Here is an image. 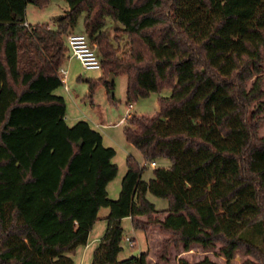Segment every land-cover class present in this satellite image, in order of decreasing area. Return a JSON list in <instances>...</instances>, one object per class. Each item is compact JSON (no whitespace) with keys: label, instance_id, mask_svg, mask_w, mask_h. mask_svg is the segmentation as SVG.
I'll return each instance as SVG.
<instances>
[{"label":"trees","instance_id":"obj_1","mask_svg":"<svg viewBox=\"0 0 264 264\" xmlns=\"http://www.w3.org/2000/svg\"><path fill=\"white\" fill-rule=\"evenodd\" d=\"M47 2L0 0V264H75L67 253L86 245L101 207L106 229L90 264H147L146 252L117 259L125 217L186 250L219 241L226 260L240 248L264 251V135L255 119L264 91L259 75L246 84L261 72L264 0H66L55 28L26 24L27 3ZM82 13L101 54L91 89L103 84L113 100L112 74L126 76L127 103L171 90L158 97L156 116L130 113L123 127L146 161L170 165L144 180L127 155L116 199L106 190L116 150L87 121L68 125L66 101L54 93L65 36ZM107 16L123 26L122 56L102 30ZM148 193L168 207L157 210Z\"/></svg>","mask_w":264,"mask_h":264},{"label":"rangeland","instance_id":"obj_2","mask_svg":"<svg viewBox=\"0 0 264 264\" xmlns=\"http://www.w3.org/2000/svg\"><path fill=\"white\" fill-rule=\"evenodd\" d=\"M67 10L68 4L66 0H48L42 7L27 3L25 18L29 25L44 23L55 28L54 20L58 16L63 15ZM84 16L85 13L80 15L73 29L74 32L85 33L83 27ZM122 27L120 22L107 16L102 28L110 38L111 43L119 47L118 56H122L128 50L126 36L120 31ZM96 51H98L99 54L97 53V55L100 58L101 54L97 46ZM63 68H68L67 61L64 63ZM69 69H71L72 75L67 79V90L61 85L57 92L67 101L70 110L68 111V115L75 113V111H81L86 117H91L94 121L100 122L101 125H107L98 126L97 129L103 137V142L116 150V160L120 161L118 165L120 167L119 171L121 170V172L117 171L116 176L106 186L108 198L116 199L120 191V181L124 173L122 171L125 168L124 158H121L122 155L127 153L137 159L143 167L141 178L144 180H148L153 176L152 169L154 167L150 165L149 161L143 158V155L136 147L125 140L123 134L125 119L120 124H114L130 113L142 114L149 117L156 116L159 112L158 97L168 96L171 90L163 89L160 92H152L146 97H140L133 102L127 103V78L125 75H117L113 78L112 93L114 99L111 100L103 84H98L94 89H91L90 83L88 82L89 79L100 78L103 74L101 69L86 70L75 59L70 61ZM257 75L260 76V88L264 91V48L261 50V72L250 78L246 82L247 86L250 85L251 81ZM257 100L263 104L264 94ZM261 107L262 110L255 115L259 136L264 135V105H261ZM155 163V167H167L170 165L167 158H158L155 160ZM147 197L154 203L157 210H164L169 205L166 198L156 197L151 193H148ZM106 211H108L107 207H101L99 215H103V212ZM122 227L124 230L123 240L121 242L122 249L118 253V260L130 256H137L140 252H146L147 264H177L180 261L195 263L204 258L217 264H264V251L259 252L255 250L250 252L245 248H240L234 252L230 260H226L221 252V243L219 241L205 248L200 244L192 243L186 250L183 248L182 243L173 241L170 233L160 230L157 226H150L148 231L141 232L137 229L133 230L129 220H124ZM125 237H129L133 241L132 246L129 245Z\"/></svg>","mask_w":264,"mask_h":264},{"label":"crops","instance_id":"obj_3","mask_svg":"<svg viewBox=\"0 0 264 264\" xmlns=\"http://www.w3.org/2000/svg\"><path fill=\"white\" fill-rule=\"evenodd\" d=\"M26 24H28V22L26 21ZM72 59H68L66 58L62 65L60 67H63L64 63L67 61V78H66V81L67 79L69 78L70 75H72L71 73V69H69V63ZM77 61V60H76ZM58 89H56L54 91V93L58 94V95H61L60 93L57 92ZM130 106V105H129ZM68 111L69 108H68V104H67V101H66V113H65V121L68 125H73L75 122H77L78 120H85L88 122V124L90 125L91 128L99 131L97 129L98 126H107L106 124H103L101 125L100 122H96L94 121L93 119H91V117H86V115H84L83 113L80 112H76L75 113H72V114H69L68 115ZM126 116V115H125ZM125 117L121 118L119 121H117L114 125L116 124H120L124 121ZM102 143L104 146H109L108 144L104 143L103 142V137H102ZM117 154V152H116ZM128 154L125 153L124 155H122L121 158H124V164H125V158ZM112 162L115 163L118 167V171L120 169L119 167V160L117 161L116 160V155L112 158ZM155 167V166H153ZM125 170H126V164H125V168H123V171L125 173ZM121 172V170L119 171ZM123 173V174H124ZM108 185V184H107ZM115 188V187H114ZM106 190H107V187H106ZM108 194V192H107ZM100 211V209H99ZM99 211H98V217H99V220L96 221L90 231H89V234H88V239H87V243L86 245L84 246H79L77 248L74 249V251L70 252V253H67V255H69L75 264H90L91 261H92V257H93V251L94 249L96 248V246L98 245L105 229H106V221L104 220V217L108 214V211L106 212H103V215H99ZM124 220H129L130 222V217H125L122 219V223ZM131 224V222H130ZM135 230V229H133ZM142 232V231H141Z\"/></svg>","mask_w":264,"mask_h":264},{"label":"built area","instance_id":"obj_4","mask_svg":"<svg viewBox=\"0 0 264 264\" xmlns=\"http://www.w3.org/2000/svg\"><path fill=\"white\" fill-rule=\"evenodd\" d=\"M65 44L67 47V58L77 60L86 70L101 69V56L98 57L96 46L93 44L86 33L70 32L65 36ZM99 54V53H98ZM58 76L62 82V86L67 90V69L59 67ZM151 166H156L155 162H150ZM129 245H133V241L129 237H125Z\"/></svg>","mask_w":264,"mask_h":264},{"label":"water","instance_id":"obj_5","mask_svg":"<svg viewBox=\"0 0 264 264\" xmlns=\"http://www.w3.org/2000/svg\"><path fill=\"white\" fill-rule=\"evenodd\" d=\"M113 78H114V76H113L112 74H110V76H109V78L107 79V81H108V82H113ZM111 94H113V93L111 92Z\"/></svg>","mask_w":264,"mask_h":264}]
</instances>
